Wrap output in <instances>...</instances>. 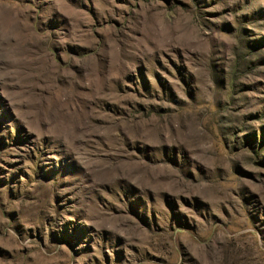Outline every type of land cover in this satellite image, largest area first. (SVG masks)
I'll return each mask as SVG.
<instances>
[{
	"label": "rangeland",
	"instance_id": "374dc122",
	"mask_svg": "<svg viewBox=\"0 0 264 264\" xmlns=\"http://www.w3.org/2000/svg\"><path fill=\"white\" fill-rule=\"evenodd\" d=\"M0 264H264V0H0Z\"/></svg>",
	"mask_w": 264,
	"mask_h": 264
}]
</instances>
